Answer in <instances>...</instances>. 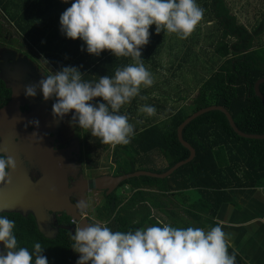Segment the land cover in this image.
Wrapping results in <instances>:
<instances>
[{
    "label": "trees",
    "instance_id": "trees-1",
    "mask_svg": "<svg viewBox=\"0 0 264 264\" xmlns=\"http://www.w3.org/2000/svg\"><path fill=\"white\" fill-rule=\"evenodd\" d=\"M73 2L0 0V14L5 15L0 17L14 27V34L23 44L45 58L48 74L50 69L55 73L71 66L77 67L85 80L113 76L115 68L126 66L130 57L116 58L109 51L99 56L89 55L81 40L67 39L61 33L60 15ZM196 3L220 29L219 41L211 46L222 65L189 91L180 88V92H190L189 96L195 93L191 100H187L189 96H176L180 104L188 101L189 104L134 134L124 147L115 145L117 153L131 151L129 169H121L119 174L143 170L142 166L154 163L153 155L167 162L160 171H151L155 173H164L187 159L189 151L178 141L177 128L192 113L212 105L226 108L237 128L245 134H264V103L253 88L258 80L264 79V48L255 45V39L264 29V20L261 21L264 14L258 20L261 22H256L255 30L248 31L233 15L226 0H196ZM149 32L150 41L141 49V57L147 60L153 57L148 55L152 51L161 54L168 35L163 30L156 34L155 25L150 26ZM194 39L195 36L178 37L176 41ZM185 56L188 60L197 55L188 47ZM259 91L264 97V84L259 86ZM86 134V160L92 167V152L109 145L102 144L97 137L92 142ZM182 138L194 149L193 160L166 179L141 176L125 181L132 193L129 200L124 196L106 198L99 218L102 223L106 222L112 231L122 232L162 226L153 215L156 213L173 227L206 228L212 225L215 212L230 200L229 191L264 189V139L240 137L223 112L215 110L198 116L183 128ZM177 195L180 197L175 200ZM10 220L15 222L13 232L18 247L32 251L34 243L39 242L45 248L42 255L47 257L48 264H76L79 254L71 249L69 232L60 230L55 239L47 240L38 231L33 216L11 213ZM59 224L69 225L70 219L61 215Z\"/></svg>",
    "mask_w": 264,
    "mask_h": 264
},
{
    "label": "clouds",
    "instance_id": "clouds-1",
    "mask_svg": "<svg viewBox=\"0 0 264 264\" xmlns=\"http://www.w3.org/2000/svg\"><path fill=\"white\" fill-rule=\"evenodd\" d=\"M203 15L196 0H74L60 15L61 33L67 39L81 40L89 55L109 51L116 58L130 57L132 63L96 80H85L77 67L50 70L37 83L27 85L24 94L34 98L39 89L44 101L55 97L54 119L62 120L73 112L70 124L90 131L102 144L127 145L134 125L127 115L119 114L120 109L135 97L147 99L140 95L141 87L154 84L153 74L141 59V49L150 41V26L155 25L156 34L163 30L186 39ZM97 98L103 102L91 103ZM139 111L156 114L155 107L146 104ZM30 123L39 126L38 120ZM15 169L13 157L0 155V186L11 182L10 172ZM130 196L124 195L127 200ZM74 208L79 215H87L89 204L83 199ZM14 228L13 220L0 216V264H48L41 243H34L32 251L18 247ZM70 240L71 249L79 254L76 264H235L236 257L235 252L229 253L231 239L222 222L207 231L163 224L122 232L112 231L106 222L78 224Z\"/></svg>",
    "mask_w": 264,
    "mask_h": 264
},
{
    "label": "water",
    "instance_id": "water-1",
    "mask_svg": "<svg viewBox=\"0 0 264 264\" xmlns=\"http://www.w3.org/2000/svg\"><path fill=\"white\" fill-rule=\"evenodd\" d=\"M264 84V79L258 80L253 88L254 93L264 103V97L259 91V86ZM5 109H0V155L13 157L16 161V169L10 172L11 182L0 187V214H20L23 217L32 215L36 221L38 231L47 240H53L59 230L74 234L73 227H51L54 216L62 214L76 223L84 226L87 220L79 215L70 202L68 176L75 169L69 159L68 149H55L52 145L56 135L58 119H54L51 110L45 112V117L40 111L24 115L19 112L14 100ZM223 112L234 131L246 139H264V134H245L240 131L230 112L223 106L212 105L200 109L189 115L177 128L178 141L188 149L187 159L180 161L164 173H155L139 170L134 173L119 175L116 177H101L95 183L111 182L112 186H99V190H114L119 183L130 178L147 176L157 179H165L171 176L181 166L191 162L195 156L194 149L182 138L183 128L198 116L210 111ZM51 111V112H50ZM38 120L36 127L30 121ZM37 135H32L33 133ZM57 137V136H56ZM55 137V138H56ZM16 139H18L16 141ZM39 174L34 181L30 174L32 171ZM87 187L89 182L83 180ZM80 201V200H79Z\"/></svg>",
    "mask_w": 264,
    "mask_h": 264
},
{
    "label": "flooded vegetation",
    "instance_id": "flooded-vegetation-1",
    "mask_svg": "<svg viewBox=\"0 0 264 264\" xmlns=\"http://www.w3.org/2000/svg\"><path fill=\"white\" fill-rule=\"evenodd\" d=\"M45 61L44 57L37 55L35 51H32L30 46L23 44L11 30L9 31L8 26L4 24L0 25V109L7 108L14 100L17 109L24 115L40 111V114L44 118L47 110L52 111L55 97L48 101H44L39 89L34 98L26 97L24 94V89L27 85L37 83L42 77L48 75L47 63ZM73 115V112H69L62 120H59L56 135L51 133V136L54 138L52 145L55 149H68L70 152L69 159L75 167L72 174L68 176L69 189H72L70 202L75 205L77 201L86 199L88 204H91L92 202L97 201V198H95L94 201H92V198L95 196H101V204L97 207L94 206L90 212L93 214L94 220L102 223L99 218L103 213V205L107 201L106 198L111 196H124L126 190L129 191L130 195L132 193L130 192V187L126 186L124 183H119L114 190L97 189L98 184L99 186H112L111 182L95 183L98 178L107 176L116 177L123 174H119L121 169L115 167L114 175L110 173L98 175L96 173L98 162L94 160L93 157L91 159L92 162L90 163L92 167L88 166L89 163L87 164L85 150L87 134H80L77 128L78 126L70 124ZM89 136L90 134L88 137ZM17 140L18 139H16V141ZM88 140L94 142V138L91 136ZM1 141L0 138V143ZM93 153L94 152H92V156ZM111 162L112 164L110 166H115V161L113 159ZM30 176L34 181L39 178V174L34 170L31 172ZM83 180H86V183L89 182L87 187L85 184H82ZM0 216L10 219V213H1ZM81 216L87 220V223H89V216ZM60 217V214L54 216L51 223L53 229L57 226L76 227V225L71 224V220L69 225L59 224ZM2 250L3 246L0 245V251Z\"/></svg>",
    "mask_w": 264,
    "mask_h": 264
},
{
    "label": "crops",
    "instance_id": "crops-1",
    "mask_svg": "<svg viewBox=\"0 0 264 264\" xmlns=\"http://www.w3.org/2000/svg\"><path fill=\"white\" fill-rule=\"evenodd\" d=\"M229 8L233 11V15L237 18H242L243 20H238L239 23L244 25L246 28H249L251 23H247L248 17H252L254 15H258L255 11H264V0H226ZM253 9L250 16L247 17L248 12ZM260 15L262 13H259ZM247 18V21L245 20ZM247 23L248 25H245ZM198 26V25H197ZM252 31V26L249 28ZM207 31H204V34L200 36L199 47H202V43H206L207 40L210 41V45H208L209 51L213 46L211 44L215 43L216 39L212 36H208L205 34ZM208 32H212V28H209ZM217 33V32H215ZM196 33L192 32L190 37L195 36ZM190 40L186 41L187 43ZM193 43L194 40H191ZM182 44H186L185 42H180ZM167 42L164 44L162 52L160 55L156 51H152L148 55H153V57L147 60L146 58L141 59L144 61H148V64H153L154 71L158 69L159 66V58L162 56L166 57V59L171 58V53L166 51ZM176 46H172V53L175 52ZM204 49V48H203ZM187 51V50H186ZM182 52V59L175 58L173 61H169L168 67L172 68V74L169 78L170 81H175L178 79L177 76H181L182 73L188 74L192 69L190 66V59H188L187 65H182L183 57L185 56V52ZM201 51H197L195 54L198 56H204L203 53L201 55ZM212 56V54H211ZM216 57V56H215ZM195 58V57H194ZM204 58V57H203ZM165 61V60H164ZM132 63V60L129 61ZM128 63V64H129ZM215 70L217 67L222 65V61L219 58H216L215 62ZM163 66V65H162ZM164 68V67H163ZM181 68H184V71H180ZM198 70H201V64H197ZM164 75H162L163 77ZM168 78V77H167ZM155 82V79H154ZM164 83H158L157 81L151 87L144 88L142 90L141 87V96L147 97L145 100H141L138 97L132 99V101L120 109L121 115H127L129 118V123L132 121H140L139 127H142V119L145 123L144 117L140 115L139 111V101L143 105H151L156 109V114L151 116V119L154 123L160 120V116L162 113L165 115L170 112H175L177 108H180L183 104H189L190 102H182L180 104L179 99L176 96L165 99V101H161L158 99V94H167L164 90ZM157 94L155 97L149 98V94ZM195 96L190 95L187 100H191ZM100 98H97L99 100ZM167 106H175L174 110H171V107ZM179 106V107H178ZM230 200L223 204L219 210L215 212V216L212 220V225L207 226L206 231L209 230L210 227L216 226L217 222H222L223 230L229 234L231 239L232 247L229 248V253H236L235 264H264V189H233L229 191ZM155 213H153L154 215ZM159 224L163 225L167 223L166 219L161 215V220L157 219Z\"/></svg>",
    "mask_w": 264,
    "mask_h": 264
},
{
    "label": "rangeland",
    "instance_id": "rangeland-1",
    "mask_svg": "<svg viewBox=\"0 0 264 264\" xmlns=\"http://www.w3.org/2000/svg\"><path fill=\"white\" fill-rule=\"evenodd\" d=\"M252 11H253V9H251L248 12L247 17L250 16ZM255 13H257L258 15L248 17V21H247V18H245L247 23L248 22L251 23L250 27L252 26V30L254 29L255 25L257 24L256 22L261 18V15L259 13L264 14V11H258L257 10V11H255ZM205 14L206 13L204 12L202 20L199 22L198 26H196L195 30L193 31L196 33L194 43L191 41L188 43L185 42L186 44H182V43H180L181 40L176 41L178 39V37H176V36H178L177 34H169L168 33L167 41H166L167 42L166 51H169L171 53V58L166 59V57H164V56L159 58L158 63H159L160 67L158 69H156V72L154 71V68H153L154 63L151 65L148 64V61H146L144 63L145 67L153 74V78L155 79V82L157 81L158 83H164L165 84L163 91H166L167 94H163V93L158 94V95L155 94V95H157L159 100L165 101V99L171 98V97L177 96V95L188 97L190 92H187V91H189L190 88L199 85L202 82L203 78H205L206 76H209L211 73H213L215 71L216 57L213 53V49H211L210 51L208 49V45H209L210 41L207 40L206 43H204V44L202 43V47H199V40H200V36L202 34H204V31L206 30L207 32L205 34H207L208 36H212L216 39V41H219L220 29L217 28V25L213 21H211ZM0 15L3 16L4 14L2 13ZM238 20L242 21L243 19L238 18ZM263 20H264V17L261 21H263ZM0 21L4 25L8 26L9 31L11 30L14 33V27L10 26V24H8L2 17H0ZM261 21H258V22H261ZM247 23H245V25H248ZM209 28H212L213 33L208 32ZM249 28H247L248 31L251 30ZM215 32H217V33H215ZM261 34L262 35L260 37L255 39V45L256 46L259 45L260 47L264 48V29L261 31ZM172 46H176L175 52H173V53H172ZM188 47H192L195 53L200 50L204 56H198L197 55L195 58L192 57L190 59V63H189L192 70L188 74L182 73L181 76H177L178 77L177 80L170 81L169 78H172L171 74H172L173 69L168 67L169 61H173L175 58L182 59V52L186 51L188 49ZM211 54H212V56H211ZM198 63L201 64V67H202L201 70H198V68H197ZM181 64L182 65L188 64L187 56L183 57ZM180 71L181 72L184 71V68H181ZM162 75H164V76L162 77ZM155 82H154V86H155ZM180 88H188V90L186 92H180ZM142 90H144V87H142ZM145 90H146V88H145ZM155 95L150 93L149 98L155 97ZM101 102H103L101 99H99V100L95 99L91 103H93L95 105V104H98ZM139 104L141 107L142 103L140 101H139ZM167 107H171V110H174V108H175V106H167ZM140 115H142L144 117V120H146V121L144 123V121L142 119V121H141L143 123L142 127H139L140 121H137V120L132 121L131 124L134 125V134L141 132L145 127H148L149 125L154 124V122L151 119H148V118H151V116H148L145 113H140ZM165 117H166L165 114L162 113L160 116V119L165 118ZM161 125H165V124H161ZM77 128H78V131L80 132V134H82V133H84L85 135H86V133L90 134V131L82 130L79 127H77ZM90 136H91V134H90ZM124 146L125 145H123V147ZM114 147L115 146H113V145H109V147L106 149L94 151L92 157L94 160H96L98 162V169L96 172L98 175H103L104 173H110V174L114 175L115 174V167L117 169H123V170L129 169L130 162H129L128 157H129L131 151L127 152L125 150L126 151V153H125V152H121L119 150V152L117 153L114 151ZM121 156H124V157H121ZM113 157H116L117 159L115 160L116 161L115 166L111 167L110 165L112 164L111 161H112ZM153 158H154V163H147L146 165L142 166L143 170L160 171L162 168L167 166V162L164 159H162L156 155H153ZM173 187H174V184H173ZM126 196H130L129 191H127V190H126ZM179 197L180 196L177 195L175 197V200H177ZM95 198H97V201H94ZM101 199H102L101 196H98V197L95 196L94 198H92V201H94V202H92L91 204L89 203V208L87 210V216H89V218L91 219V220L89 219L90 224L97 222L96 220H94L93 214L90 211L93 209L94 206L97 207L101 204L100 203ZM87 216L85 215V217H87ZM154 216H155V218L161 220V217L159 215H157L156 213L154 214ZM164 224H166V223H164ZM143 228H145V227H143Z\"/></svg>",
    "mask_w": 264,
    "mask_h": 264
}]
</instances>
